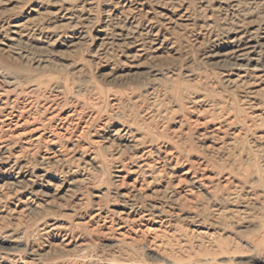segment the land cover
<instances>
[{"label":"rangeland","instance_id":"374dc122","mask_svg":"<svg viewBox=\"0 0 264 264\" xmlns=\"http://www.w3.org/2000/svg\"><path fill=\"white\" fill-rule=\"evenodd\" d=\"M0 264H264V0H0Z\"/></svg>","mask_w":264,"mask_h":264},{"label":"bare ground","instance_id":"6f19581e","mask_svg":"<svg viewBox=\"0 0 264 264\" xmlns=\"http://www.w3.org/2000/svg\"><path fill=\"white\" fill-rule=\"evenodd\" d=\"M241 36V35H240ZM239 37V36H238ZM241 41V40H240ZM246 46V45H245ZM244 47V46H243ZM238 49V48H237ZM249 53H250V51H249Z\"/></svg>","mask_w":264,"mask_h":264}]
</instances>
